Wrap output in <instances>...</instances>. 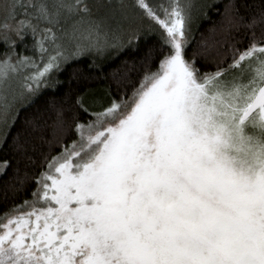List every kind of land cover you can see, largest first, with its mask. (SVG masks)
Returning <instances> with one entry per match:
<instances>
[{
    "label": "snow or ice",
    "instance_id": "obj_1",
    "mask_svg": "<svg viewBox=\"0 0 264 264\" xmlns=\"http://www.w3.org/2000/svg\"><path fill=\"white\" fill-rule=\"evenodd\" d=\"M135 6L160 29L145 57L159 55L158 69L45 157L32 199L0 219V264H264V45L250 44L230 66L259 52L256 78L225 80L224 70L204 73L188 55L191 3L169 0L163 18L148 0ZM36 7L37 25L21 28L36 33L46 22L44 38L55 40L62 16L88 18V27L74 28V53L56 46L28 78L29 92L70 57L120 40L117 24L113 42L105 35L101 44L84 0ZM37 45L47 51L43 38ZM32 63L6 58L3 75Z\"/></svg>",
    "mask_w": 264,
    "mask_h": 264
},
{
    "label": "trees",
    "instance_id": "obj_2",
    "mask_svg": "<svg viewBox=\"0 0 264 264\" xmlns=\"http://www.w3.org/2000/svg\"><path fill=\"white\" fill-rule=\"evenodd\" d=\"M35 1L15 0L12 4L16 12L11 23L13 30L8 35L0 33L6 38L0 40V64L9 57H28L39 62L36 70L43 69L46 61H42V56L47 51L41 53L37 41L43 38V46L48 49L47 38L51 33L44 38L43 29L50 25L40 23V30L33 33L26 26L21 28V21L25 25H37L36 5L51 6L58 0L38 4ZM84 3L91 9V20L106 21L105 13L114 10L116 20L126 23L127 28L119 34V42H114L116 46L104 52L88 50L64 61L51 73L44 88L34 95L23 96L13 108L0 143V163L10 165L0 175V219L32 199L31 192L35 190V180L43 170L45 157L58 155L65 144L70 146L79 139L75 130L78 122H89L94 119L92 113L103 111L113 101L131 98L146 72H155L159 67V55L151 62L145 57L149 49L159 44L160 29L135 6V0H84ZM148 3L157 8L158 15H164L159 6L166 5L165 0H148ZM262 14L264 0L209 2L190 22L189 57L196 54L197 66L204 73L222 69L226 75L234 71L236 67H230L234 57L238 58L252 43L264 45ZM83 23L80 15H66L53 32L57 34L60 28L63 36L64 33L71 35ZM74 52L75 48H70L65 54ZM78 98L83 100L87 113L76 104ZM97 99L103 104L101 108L96 106ZM61 120L63 126H60Z\"/></svg>",
    "mask_w": 264,
    "mask_h": 264
},
{
    "label": "rangeland",
    "instance_id": "obj_3",
    "mask_svg": "<svg viewBox=\"0 0 264 264\" xmlns=\"http://www.w3.org/2000/svg\"><path fill=\"white\" fill-rule=\"evenodd\" d=\"M14 1L15 0H0V33H4L5 35H8L10 32H12L11 31L12 18L13 15L16 14L15 9L11 8L12 4H14ZM40 1L43 2L44 0H37L35 2L36 4H38ZM67 1L68 0H65V2ZM165 1H166V5H164V7H168L167 4H169V0H165ZM212 1L213 0H179L181 4L191 3L192 5L190 9L191 21L196 16V13H198L204 5H207L209 4V2ZM35 2H30V3L31 5H35ZM105 16L107 17L106 21L95 20L99 24L100 41L102 45L105 39V35H107V39L110 42H113V32L116 30L117 24L121 26V30L119 34L122 33L125 30V28H127L126 23L120 20H116L114 10H111L110 13H105ZM40 23H46V22L41 21L39 22V24ZM87 27H88V22H85L79 28L81 30H84ZM4 34L2 35L0 34V40L2 39L6 40ZM65 35L67 36V39ZM62 36H63L62 29L58 28V32L57 34H55L56 37L55 40H53L52 34H50L49 38H47L50 44L48 45L47 52H45L42 56L43 62L45 61L47 62L49 57L53 56V54L56 55L57 45H60L61 50L64 52L69 50L70 48L72 49L75 48L76 41L72 39V34L68 35L67 33H64V36L63 37ZM93 40H95V37H93ZM110 48L112 47L102 48V50H99V52H104ZM91 50L98 51L95 48H92ZM260 55L261 54L259 52H256L253 54V56L246 57L245 60H243L239 66H236L234 71H230L228 74L224 75L223 79L229 81H235L237 83H249L252 79L256 78V68L258 67V57ZM19 59L20 58L10 59V63L12 65H16ZM32 62H33L32 64L23 67H18L15 72L9 71L7 78H5L3 75L5 71V65L3 63L0 64V143H1L2 135L7 125V121L10 119L12 110L17 104V102L21 101L22 98H24L23 96L34 95L36 92L40 91L42 88L46 86L47 80H50L51 74L48 75L47 78L43 80V82L39 85V87L35 91L29 92L26 88V85L31 84V81L28 78L37 72L36 65L39 63V62H34L33 60ZM5 103L9 105V109L6 115L3 110V106ZM96 106L97 108H101L103 106L100 99L96 100ZM251 119L252 118L248 119L246 122H250ZM3 171H4L3 164L0 163V173H3ZM25 210L29 211L30 209L25 208Z\"/></svg>",
    "mask_w": 264,
    "mask_h": 264
},
{
    "label": "water",
    "instance_id": "obj_4",
    "mask_svg": "<svg viewBox=\"0 0 264 264\" xmlns=\"http://www.w3.org/2000/svg\"><path fill=\"white\" fill-rule=\"evenodd\" d=\"M255 114H256L255 112H253L252 114H250V116L247 118V120L250 119V118H252Z\"/></svg>",
    "mask_w": 264,
    "mask_h": 264
}]
</instances>
